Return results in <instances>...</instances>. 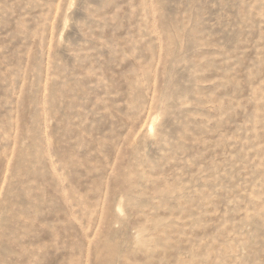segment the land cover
<instances>
[{
  "label": "rangeland",
  "instance_id": "1",
  "mask_svg": "<svg viewBox=\"0 0 264 264\" xmlns=\"http://www.w3.org/2000/svg\"><path fill=\"white\" fill-rule=\"evenodd\" d=\"M0 264H264V0H0Z\"/></svg>",
  "mask_w": 264,
  "mask_h": 264
}]
</instances>
